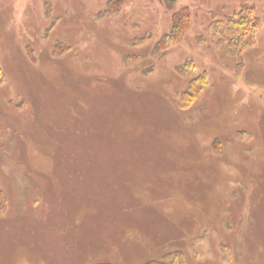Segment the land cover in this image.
<instances>
[{
  "label": "rangeland",
  "instance_id": "1",
  "mask_svg": "<svg viewBox=\"0 0 264 264\" xmlns=\"http://www.w3.org/2000/svg\"><path fill=\"white\" fill-rule=\"evenodd\" d=\"M0 69V264H264V0H0Z\"/></svg>",
  "mask_w": 264,
  "mask_h": 264
},
{
  "label": "trees",
  "instance_id": "2",
  "mask_svg": "<svg viewBox=\"0 0 264 264\" xmlns=\"http://www.w3.org/2000/svg\"><path fill=\"white\" fill-rule=\"evenodd\" d=\"M188 11L189 9H175L172 12V28L170 30V36H168L167 38L171 39L172 41L179 37L183 31H185V27H186V22H187V18H188ZM253 9H240L239 13H237V18H229L228 19V23L230 25V32L233 34L235 31L236 32H241L240 34H243V32L241 30H246L247 31V27H251V31L249 32V34L247 35V39L245 38V40H243V42L248 43L249 40L253 41V32H254V28L257 26L258 21H256V18L254 17V14L252 13ZM235 32V33H236ZM234 33V34H235ZM238 34V33H236ZM235 34V35H236ZM233 37H231L230 39V44H231V40L232 39H236L234 35H232ZM252 42L249 41V46ZM248 45V44H247ZM244 45H241L239 49H237L236 47H230V50L233 52L234 51H240L243 48ZM246 46V45H245ZM245 48V47H244ZM185 66L188 65L187 63L184 64ZM3 80V73L2 70L0 69V82H2ZM207 83V76L206 73H200L198 76H195L193 79H191L188 83L187 89L183 92V99L181 98V102L183 104V107L186 105H188L189 103L192 102V98L196 97L197 93L199 91H201L202 89L205 88V85ZM180 261V260H179Z\"/></svg>",
  "mask_w": 264,
  "mask_h": 264
},
{
  "label": "bare ground",
  "instance_id": "3",
  "mask_svg": "<svg viewBox=\"0 0 264 264\" xmlns=\"http://www.w3.org/2000/svg\"><path fill=\"white\" fill-rule=\"evenodd\" d=\"M91 178V177H90Z\"/></svg>",
  "mask_w": 264,
  "mask_h": 264
}]
</instances>
